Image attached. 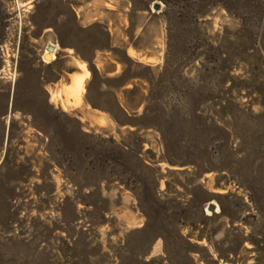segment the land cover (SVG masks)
I'll return each instance as SVG.
<instances>
[{"label":"rangeland","instance_id":"1","mask_svg":"<svg viewBox=\"0 0 264 264\" xmlns=\"http://www.w3.org/2000/svg\"><path fill=\"white\" fill-rule=\"evenodd\" d=\"M249 6L0 0V264H264V19L259 94L243 64L229 90L192 56L196 36L241 45ZM98 137L142 142L163 175L155 210L97 159Z\"/></svg>","mask_w":264,"mask_h":264},{"label":"trees","instance_id":"2","mask_svg":"<svg viewBox=\"0 0 264 264\" xmlns=\"http://www.w3.org/2000/svg\"><path fill=\"white\" fill-rule=\"evenodd\" d=\"M240 1L250 5L247 8L249 12L243 15L234 12L241 21V29L237 32V36L239 37L236 41L241 42L242 40V44H236V47H231L228 52L221 54L219 46L207 43V41H204L196 36L197 44H195L194 48H192L194 51L192 56L200 62L201 68L198 69L199 76L206 75L210 65L215 68L221 67V69H223V75H225L228 80L231 79L229 90H233L235 88L232 80L234 77L232 78L230 74L236 69L237 62L243 64L244 75L246 78L241 81L243 85L242 87L248 94H259L257 87H259L258 84L261 68L258 61V50H255L253 45L256 41L254 30L255 28L257 29L261 19H264V2L261 0ZM224 7L229 12L233 11L230 6L225 5ZM177 9L183 10V8L179 6H177ZM180 15L183 18L186 17L185 13H180L179 16ZM244 15H251L255 22H248V19ZM261 59L262 57H260V60ZM92 106L94 105L92 104ZM82 134L85 137L90 136V134L85 132H82ZM99 140L101 144H97L96 146L100 148L98 151H95L97 159L103 163L106 161L114 162L115 169L122 173L121 175L117 174L114 177L118 178L121 185H123L126 189L134 193L138 191L143 192V194L150 192L149 198H145L144 201L137 197L140 204L139 206L145 212L155 210L154 206L157 205V202H159L158 189L163 175L160 173V169L158 167L154 166L152 163H146V161L141 158L140 150L142 148V142L140 144V148H137L136 145L117 143L113 138H99ZM137 170H140L144 174L143 179H140V177L137 176ZM166 186L168 187V184H166ZM218 197L220 196L213 195L212 197H206L205 199L194 200V203L198 206L197 208L199 209L201 217H204L203 204H208V202L212 201V199H218ZM220 209L221 212H224L221 204Z\"/></svg>","mask_w":264,"mask_h":264},{"label":"water","instance_id":"3","mask_svg":"<svg viewBox=\"0 0 264 264\" xmlns=\"http://www.w3.org/2000/svg\"><path fill=\"white\" fill-rule=\"evenodd\" d=\"M153 8L155 9V10H159L160 9V5L159 4H153ZM51 48H52V46H47V50L48 51H51ZM207 209H208V211H210V212H214L215 211V206L213 205V204H208L207 205Z\"/></svg>","mask_w":264,"mask_h":264},{"label":"bare ground","instance_id":"4","mask_svg":"<svg viewBox=\"0 0 264 264\" xmlns=\"http://www.w3.org/2000/svg\"><path fill=\"white\" fill-rule=\"evenodd\" d=\"M51 58V57H50ZM74 80V79H73ZM79 82V81H78ZM69 92V91H68ZM71 93V92H70Z\"/></svg>","mask_w":264,"mask_h":264}]
</instances>
